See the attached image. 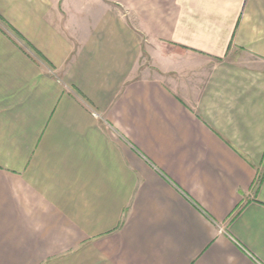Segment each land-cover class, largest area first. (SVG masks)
Returning <instances> with one entry per match:
<instances>
[{"label":"crops","instance_id":"0c3cea01","mask_svg":"<svg viewBox=\"0 0 264 264\" xmlns=\"http://www.w3.org/2000/svg\"><path fill=\"white\" fill-rule=\"evenodd\" d=\"M114 3L0 0V264H264V0Z\"/></svg>","mask_w":264,"mask_h":264},{"label":"rangeland","instance_id":"374dc122","mask_svg":"<svg viewBox=\"0 0 264 264\" xmlns=\"http://www.w3.org/2000/svg\"><path fill=\"white\" fill-rule=\"evenodd\" d=\"M116 1H117V3H119V5L117 3H114V5L119 6L121 8V10L124 12L127 0H116ZM129 1L133 2L135 8L137 5L136 2H141V0H129Z\"/></svg>","mask_w":264,"mask_h":264}]
</instances>
